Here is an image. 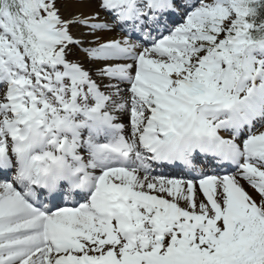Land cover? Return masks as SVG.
I'll return each mask as SVG.
<instances>
[{
	"label": "snow or ice",
	"instance_id": "snow-or-ice-1",
	"mask_svg": "<svg viewBox=\"0 0 264 264\" xmlns=\"http://www.w3.org/2000/svg\"><path fill=\"white\" fill-rule=\"evenodd\" d=\"M0 264H264V0H0Z\"/></svg>",
	"mask_w": 264,
	"mask_h": 264
}]
</instances>
